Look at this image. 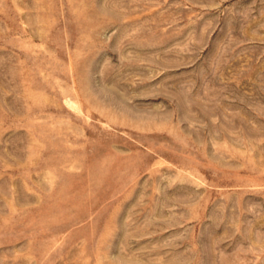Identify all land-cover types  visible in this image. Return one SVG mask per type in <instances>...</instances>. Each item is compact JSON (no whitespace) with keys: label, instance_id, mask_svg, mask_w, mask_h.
I'll list each match as a JSON object with an SVG mask.
<instances>
[{"label":"rangeland","instance_id":"1","mask_svg":"<svg viewBox=\"0 0 264 264\" xmlns=\"http://www.w3.org/2000/svg\"><path fill=\"white\" fill-rule=\"evenodd\" d=\"M0 264H264V0H0Z\"/></svg>","mask_w":264,"mask_h":264}]
</instances>
